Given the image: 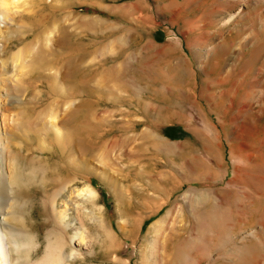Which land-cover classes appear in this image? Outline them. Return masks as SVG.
I'll return each instance as SVG.
<instances>
[{"label": "rangeland", "instance_id": "374dc122", "mask_svg": "<svg viewBox=\"0 0 264 264\" xmlns=\"http://www.w3.org/2000/svg\"><path fill=\"white\" fill-rule=\"evenodd\" d=\"M47 3L76 34L75 51L94 61L73 79L44 71L30 82L18 53L33 38L25 33L34 24L31 0L0 21V83L10 87L6 99L0 85L9 264H49L56 247L77 253L66 264H264V0ZM67 12L88 18L92 30L82 34ZM113 67L124 72L119 84L103 74ZM74 91L95 111L86 134L95 155L79 150L78 166L61 160L66 144L55 132L40 127L38 136L22 124L32 102L40 100L36 113ZM149 135L172 146L169 153H156ZM113 139L121 144L112 147ZM7 152L18 153L13 184ZM88 186L96 194L77 198Z\"/></svg>", "mask_w": 264, "mask_h": 264}, {"label": "bare ground", "instance_id": "6f19581e", "mask_svg": "<svg viewBox=\"0 0 264 264\" xmlns=\"http://www.w3.org/2000/svg\"><path fill=\"white\" fill-rule=\"evenodd\" d=\"M20 1H22V0H0V21L2 24L5 23L6 18H8L11 15V12L14 10V6L16 5V3L18 4ZM47 1L48 0H31V5L33 8H35V14L33 15L34 17H31L34 20V24L29 29L25 30V33H29V36L31 35V36H33V38L28 43H25L24 46L22 47V49L20 50V52L18 53V55L20 56L18 58V60H20L22 62V64L26 65L27 66L26 68L29 69V73L32 74V76H31L32 78H30L29 81L33 82V80H35L34 83L39 82L40 80H43V78L45 77L44 71L45 72L50 71V73H52L51 77H53V79L55 81H59V79H63V80L73 79V78H75L77 73L80 72V70L82 68H84L85 72H87V70H89V67L91 66V62L94 61V60L91 61V57L93 56V55L91 56V53H84L83 52V53L79 54V51L78 52L75 51V47H74L75 41H73V39L75 38L76 34L72 33V35H71L67 32V30L69 31V29L64 24V22L63 23L61 22L64 19V16L60 15L59 17L54 18V17H51L50 13L46 12L47 8H49L50 6H52V8H54V7L58 8L57 5L48 4ZM73 16L75 17V15L71 12H67V14L65 15V17L67 19L72 18ZM75 18H76V24L79 26V28H81L82 34L92 28V22L88 18H85V16H84V18L78 17V16H76ZM54 25L59 26L58 31H60L59 32L60 34H59V36L57 35L58 37L57 36L54 37V34H53L54 38L52 39L50 37V34H51V31L53 30ZM2 27L3 26L1 25V31H2ZM25 33H23V35ZM52 42H54V44H52ZM55 46L60 48V49L55 48ZM106 47H103V49H101V51H100L101 55L105 54L106 49H107ZM1 51H4V49L0 50V52ZM3 61H0V64L2 67H4V65H6L5 62H3ZM125 62L123 63V65L126 64ZM23 70H24V67H23ZM123 73L124 72L122 71V69L119 70L117 67H113L112 69H106L105 71H103V74L108 79L111 78L112 80L116 81L117 83L118 82L121 83V81H123L122 79L125 78V76H123L124 75ZM92 79L89 77V79L82 81L83 93H85L88 90V86L91 84ZM99 79L100 78H98V81H99ZM101 83H104V82L101 81ZM3 84H4V86H3ZM0 85L3 86V90H4V92H6V99L9 98V94H10L9 88L10 87L7 85V82H2V83H0ZM56 85H58V84H56ZM98 85H99V83H98ZM125 85L127 86L128 84L125 83L122 86L124 87ZM1 91L2 90L0 88V92ZM37 95H38V93H36L33 97L35 99V101H36ZM76 96H77L76 91L72 92L71 94H67L65 97L60 96L61 98H63V100H59L60 99V97H59L58 100L56 99L57 101L51 102L50 106L47 105L44 109H42L41 111H38L36 113H35V111H36L38 105L41 104L39 102L40 100L39 101L37 100L35 103V102H32L33 98H30L29 103L32 102V104H31L32 106L29 108V111H30V112H28L29 115H27V113H24V115H23L24 120L23 121L21 120L22 124H24L28 128H31L34 135L39 136V134L41 133L40 132L41 128L42 129H49V130L55 132L57 143L60 142L61 144L63 143V145H64V143L66 144L64 149H63V147H62V149L60 148L61 150H59L58 155L60 156L61 160L64 163H66L68 165H73V166H78V164L80 163L81 157L79 155V150L82 152V155H84L83 158L91 156L95 152L94 148L92 146L88 145V142H87L88 137L86 135L89 133L88 128H90L94 122V116H95L94 115L95 111L93 109L94 105L92 104V102L90 100H88V98L84 99V101L81 100V101L77 102V101H75ZM76 100H77V98H76ZM56 113H59V114L57 115ZM53 114H56V116L55 117L53 116V118H51ZM63 116H64V118H63ZM49 118H51V119H49ZM59 124H63L66 126L67 129H70L69 133H66L67 135H65L64 137H63L62 129L59 126ZM82 131H83L82 135L84 136L85 139L83 137L80 138L78 136L79 133ZM147 136L148 135H146V137ZM131 138H132L131 136L130 137L127 136L126 139H123L124 143H125V141H130V140L134 139V138H132V139ZM148 138L155 141L153 148L155 149V151H157L156 153H158V154L162 153V152H168L169 153V150H171V148H172V146H169L168 144L159 141L155 136L151 138L149 135ZM114 140L115 139H113V141L111 142L113 144V145L111 144L112 147L116 146L117 144H119L121 142L120 139H116L115 141ZM5 141H4V139L0 133V167H1L3 150H4V148L7 147V146H5ZM130 143H131V141H130ZM41 144L42 143L40 142V146H41ZM126 144H128V143H126ZM109 145H110V143H109ZM109 145H108V147H109ZM120 147H122V146H120ZM122 148H125V147H122ZM7 150H9V149L7 148ZM136 150L137 149H135V151ZM23 151H24V148L18 149V152H23ZM135 151H134V149H131V152H129V154L133 155V153H135ZM65 153L67 154V156L65 155ZM7 157L9 158V161H10L9 163L13 166L12 167L13 168L12 169L13 170L12 175L9 177V181L11 182V184H13L16 181L15 176H16V170H17L16 164H17V160H18V153H16V154L8 153ZM30 159H31V157H30ZM0 176H1V169H0ZM75 192H77V193L75 194ZM74 194L78 198L81 196L85 197V196H88L90 194L94 196L96 193L93 191V189L91 187L88 186V187H85L83 189L78 188V190L74 191ZM167 219L168 218L164 217L161 220L160 224L166 222ZM158 228H160V225H158ZM14 241H16V240L14 239ZM16 244H17V242H16ZM15 246L17 247V245H15ZM7 248L8 247H6V235L3 231V226H2L1 217H0V264H9V256H8L9 254H7ZM55 250H54L55 251V258H54L55 260L54 259L51 260L49 258L51 260L49 262V264H57V262L61 261V260L64 261V264H66L70 261L69 255H66L64 252V250H65L64 248L56 247ZM14 263H16V262L13 261V264ZM16 264H18V263H16ZM166 264H181V263L178 260L172 259V261L168 260V262Z\"/></svg>", "mask_w": 264, "mask_h": 264}, {"label": "clouds", "instance_id": "9594fccd", "mask_svg": "<svg viewBox=\"0 0 264 264\" xmlns=\"http://www.w3.org/2000/svg\"><path fill=\"white\" fill-rule=\"evenodd\" d=\"M77 253L75 251H73L72 253H70L69 255V259H74L76 257ZM57 264H64V261H58Z\"/></svg>", "mask_w": 264, "mask_h": 264}]
</instances>
